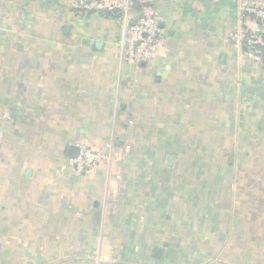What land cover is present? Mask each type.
<instances>
[{
  "label": "crops",
  "instance_id": "crops-1",
  "mask_svg": "<svg viewBox=\"0 0 264 264\" xmlns=\"http://www.w3.org/2000/svg\"><path fill=\"white\" fill-rule=\"evenodd\" d=\"M74 1L0 0V264H264L246 0L157 1L165 49L138 67ZM71 146L107 160L78 174Z\"/></svg>",
  "mask_w": 264,
  "mask_h": 264
},
{
  "label": "built area",
  "instance_id": "built-area-1",
  "mask_svg": "<svg viewBox=\"0 0 264 264\" xmlns=\"http://www.w3.org/2000/svg\"><path fill=\"white\" fill-rule=\"evenodd\" d=\"M159 0H76L71 4L74 13H94L117 16L123 26L120 55L133 67L149 63L165 49L166 37L160 28V16L155 8ZM242 18H252L253 28L240 26L231 34V41L243 55L257 63L264 71V0H246L240 5ZM127 151V150H126ZM90 160V163L88 162ZM107 160L103 154L83 146L75 158H68L66 165L78 174H87ZM120 180V176H116Z\"/></svg>",
  "mask_w": 264,
  "mask_h": 264
},
{
  "label": "water",
  "instance_id": "water-1",
  "mask_svg": "<svg viewBox=\"0 0 264 264\" xmlns=\"http://www.w3.org/2000/svg\"><path fill=\"white\" fill-rule=\"evenodd\" d=\"M79 153V148L75 147V146H71L69 149V157L70 158H75ZM88 162L90 163V160H88Z\"/></svg>",
  "mask_w": 264,
  "mask_h": 264
},
{
  "label": "rangeland",
  "instance_id": "rangeland-1",
  "mask_svg": "<svg viewBox=\"0 0 264 264\" xmlns=\"http://www.w3.org/2000/svg\"><path fill=\"white\" fill-rule=\"evenodd\" d=\"M225 162H226V164H228V165L233 163L232 159L229 158V157L226 159ZM250 206H251V205H250Z\"/></svg>",
  "mask_w": 264,
  "mask_h": 264
}]
</instances>
